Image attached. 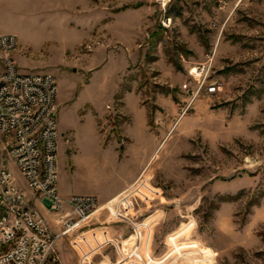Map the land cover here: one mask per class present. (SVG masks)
Returning <instances> with one entry per match:
<instances>
[{"label": "rangeland", "instance_id": "1", "mask_svg": "<svg viewBox=\"0 0 264 264\" xmlns=\"http://www.w3.org/2000/svg\"><path fill=\"white\" fill-rule=\"evenodd\" d=\"M0 33L58 80L60 185L102 197L136 174L49 264H264V0H0ZM209 58L223 88L184 115Z\"/></svg>", "mask_w": 264, "mask_h": 264}, {"label": "built area", "instance_id": "2", "mask_svg": "<svg viewBox=\"0 0 264 264\" xmlns=\"http://www.w3.org/2000/svg\"><path fill=\"white\" fill-rule=\"evenodd\" d=\"M19 39L0 33V264H49L58 241L87 222L102 207L94 195L63 198L59 191V84L51 73H24L15 53ZM213 58L191 68L183 89L190 105L203 94L218 95ZM13 162L27 187L60 215L54 228L34 207L10 168Z\"/></svg>", "mask_w": 264, "mask_h": 264}, {"label": "crops", "instance_id": "3", "mask_svg": "<svg viewBox=\"0 0 264 264\" xmlns=\"http://www.w3.org/2000/svg\"><path fill=\"white\" fill-rule=\"evenodd\" d=\"M141 129L143 130V126H142ZM136 130H137V125L132 130L134 138L136 137V135H135L136 134ZM154 146L155 147H153L152 150H150V152H148V155L146 156L147 159H146L145 162H149L150 160H152L154 158V156L156 155V153L160 149L161 143L159 144V141H158V142H156V144ZM134 148L136 150L135 154H137L138 156L145 154V152H142L138 148V144H136V138H135ZM135 177H136V174H133L132 176L126 174L124 176V181H123L122 185L119 188H117L114 191L109 192L108 194H106L104 196L102 195V197H99L98 195L93 194V192H91V191H84V190L80 191L79 189L77 191H72L71 189H66L63 185H60V178H59V191H60V194L62 195V197L65 198V199L70 198L71 196L77 195V194H79V195H94V196L98 197V199L100 200L101 203H106V202L111 201L118 194H120L123 190H125L129 186V184L133 181V179ZM24 192L29 197V199L32 201L34 207L40 213V215H42L43 217L45 216L47 218H48V215H50L52 217V214L49 213L48 210H46L47 206H46L44 200L39 195H37L35 192L30 190L29 188H28V191L24 190ZM51 217H49V218H51Z\"/></svg>", "mask_w": 264, "mask_h": 264}, {"label": "bare ground", "instance_id": "4", "mask_svg": "<svg viewBox=\"0 0 264 264\" xmlns=\"http://www.w3.org/2000/svg\"><path fill=\"white\" fill-rule=\"evenodd\" d=\"M110 202H111V201H110ZM110 202H109V203H110ZM109 203H108V204H109ZM102 208H103V207H102ZM102 208H101V209H102Z\"/></svg>", "mask_w": 264, "mask_h": 264}]
</instances>
